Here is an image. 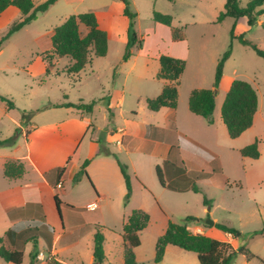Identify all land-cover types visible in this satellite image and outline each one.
<instances>
[{
	"label": "crops",
	"instance_id": "1",
	"mask_svg": "<svg viewBox=\"0 0 264 264\" xmlns=\"http://www.w3.org/2000/svg\"><path fill=\"white\" fill-rule=\"evenodd\" d=\"M249 1L246 0L245 5H242L239 0V4L245 7ZM169 2L174 5V11L170 13L173 15V21L177 20L178 28H185L188 32L192 25L198 23L209 24L213 27L208 32L202 30L200 34L204 43L203 47H209V53L211 57H214L210 65H214L215 68L225 53L226 47L213 49L215 52L212 56L209 41L216 39L222 27L229 36L234 28L236 37L243 34L245 38L248 37L257 42L264 49V13L251 27L246 16L238 19L226 17L223 21H218L220 13L225 10L227 0H173ZM259 8L264 9V5ZM175 10L178 14L180 11L188 19H180L179 15L177 17ZM22 17L24 15L14 6L8 7L0 15L5 25L9 24L13 18L21 20ZM258 32L261 33L262 40L260 41L252 36V33ZM237 40L235 38L232 41ZM175 42L173 49H170L167 54L186 61V68L181 76L182 83L188 71L192 70L189 68L192 61V44L188 43V37ZM134 48L127 61H122L118 65H108L104 70L95 68L94 57L97 56L92 53L90 62L80 72L70 73L68 68L72 64L71 59L69 58V65L66 69L59 71L57 65L64 57H56L52 51V44L48 46L44 57L48 67L45 71L51 78L60 77V72H62V75H67L69 78L80 79V74L85 72L87 67H90L92 76L97 80L104 71H110L111 78L105 84L98 83L103 90L98 97H86L80 93L72 98L67 93H63L61 98L53 100L49 96H41L40 105L27 107L29 111H36V115L22 128V133L15 144L0 146V237H4L10 229L14 230V234L4 245L23 250L21 264H95L94 236L98 230L104 232L98 228L102 225L100 222L117 219L120 215L119 218L124 227L135 209L144 210L149 214L150 221L145 229L151 225L153 216L157 215L163 219L160 235H156L153 242L151 239L153 249L147 254L142 251L144 241L141 233L145 229L139 234L140 246L134 249L136 264L151 263L155 261L157 239L164 234L169 220L172 219V213L176 209L190 207L189 193L199 195L194 189L193 179L200 185L206 182L214 184L220 180L219 175L224 172V166H226L222 147L227 149L235 147L233 151L238 150L235 156L236 164H240L242 172L236 176L239 179V183L234 182L236 188H239V191L243 190L252 179L248 166L251 168L252 161H259L262 158L263 139H257L258 145L260 144L258 159L245 157L239 151L248 145L249 139L243 145H235L233 141L246 135L261 115L259 114L260 99L257 89L249 82L258 96V108L253 125L239 137L231 138L227 134L228 130L223 120L221 122L222 116L221 119L218 116L213 118V123H210L206 118L191 112L189 109L191 91L187 97V105L184 101L181 105L179 101L176 109L163 107L158 111H151L146 102L139 106V98L143 96L133 97L128 84L129 81L138 86L137 82L142 78L141 73L144 68V65L137 60ZM108 54L109 48L104 58ZM232 54L233 49L231 56L225 62L223 76L217 89V92L223 91L225 96L232 82L237 79L236 75L229 78L226 73V67ZM47 55L52 58L50 61L46 58ZM160 56L161 54L157 58L159 59ZM191 76L194 79L201 77L202 70L194 68L189 74V77ZM165 83L164 81L161 84L162 87L157 89L158 93H162L161 88L163 90ZM152 89H156V85L152 86ZM146 97H152V95L148 93ZM93 101L96 104L90 112L64 105L66 103L86 105ZM1 102L4 105L1 107L0 118L8 117L12 122V127L0 137V140L12 136L15 128L21 125V114H13L16 107L9 108L5 102ZM223 102L224 100L216 103L214 113L216 109H222ZM54 105L60 106L55 107ZM97 114H101V121H98ZM226 135L230 137V141ZM223 143L225 146L222 145ZM101 144L112 155L101 154ZM238 155H241L240 159ZM9 161L23 163L25 172L21 177L10 178L6 175L5 166ZM85 162H87L86 174H82L80 180L75 183L74 178ZM215 162L218 163L217 167L220 170L218 172L214 167L210 168ZM119 163L126 167L131 180L132 193L128 201H126V182ZM65 165L67 166L65 172L60 174L59 168ZM157 168L160 169L163 184L159 180ZM261 171H264V167ZM163 176L168 180L167 183ZM230 180L224 177L222 181V188L225 191L232 186ZM78 190L85 193L82 203L73 194ZM55 195H58L61 200L60 212L64 219L60 222L55 214L56 209L61 219ZM92 202H96L98 207L95 210H88L86 206ZM202 203V209L206 212L207 203L205 201ZM255 203L257 205L255 204L256 207L250 213V221L255 225L253 227L259 228L264 224V217L259 214L258 205L260 204L257 201ZM211 208L213 212L214 207L211 206ZM79 209L97 211L98 215L89 217ZM100 214L102 219H99ZM189 216L196 218L191 223H187L195 234H202L230 243L236 249L239 248L235 236L216 227V224H224L219 217L213 215L214 225H208L200 215L184 214L185 219ZM122 233H118L117 238L113 240L114 244L117 242V250L114 248L110 253L106 249L108 238L103 233L105 259L102 264H125ZM86 234H89L90 240L89 246L87 244V252L84 246ZM34 242H36V247ZM1 246L2 244L0 248ZM33 253H35L34 258ZM185 253H193L194 256ZM173 254L183 260H188L186 263L177 261L173 264H200L195 252L185 251L172 245L166 247L163 259L156 263H164L168 255ZM242 257L244 264H250V258L247 255L244 254ZM0 264L13 263L6 261L0 255Z\"/></svg>",
	"mask_w": 264,
	"mask_h": 264
},
{
	"label": "rangeland",
	"instance_id": "2",
	"mask_svg": "<svg viewBox=\"0 0 264 264\" xmlns=\"http://www.w3.org/2000/svg\"><path fill=\"white\" fill-rule=\"evenodd\" d=\"M44 1L46 0H34V3L38 6ZM128 1L129 9L134 14V30L141 41V48L138 49L137 46H134V53L137 60L144 65L141 73L142 78L137 82L138 86L131 84V82L129 83V81L128 84L130 85V94H132L133 97L135 95L143 96V98H139L140 106L141 104H145L147 98L157 97L161 93H158L157 89L162 87L161 84L165 80L157 78V73L160 70V62L157 58L158 55H168L167 53H169L170 49H173V44L176 43L175 41L181 40H174L171 28L163 24L160 25V23H157L154 19L155 11L172 15L170 11H174V5L171 2L168 0ZM240 1L242 5H245L246 0ZM89 11L96 13L101 27L108 31L109 34V54L106 58L94 57L95 68L104 70L108 65H118L120 62L124 61L123 55L129 40L131 20L129 16L125 14V4L122 0H57L48 10L43 13H38L37 20L13 33L0 46V95L14 102L16 107L15 113H13L14 115L21 114L22 117V113L27 110V107H36L40 105L42 100L40 99L41 96H49L51 99L56 100L61 98L63 93H67L70 97L75 98L80 93L86 97H98L100 93L103 92L102 87L99 86L98 83L105 84L110 80V71H104L103 75L99 77V81L92 76L90 67H87L86 71L80 74V79L75 77L69 78L67 75H62V72H60V77L53 76L51 78L45 71L48 67L46 66L47 61L44 57L48 46H51L50 36L54 28L64 23L66 19L73 14ZM176 11L177 10H175V12ZM175 15L177 17L179 15V17H181L180 19L183 20L188 19L186 16L182 15L180 11L179 14L177 11ZM21 20L13 18L9 24L5 25L3 19L0 18V39ZM173 26H179L177 20L173 21ZM212 29L213 27L211 25L201 23L192 25L188 32H186L185 28L183 29L184 38L186 39L188 37V43L192 44V61L189 67L192 70L188 71L187 77L182 80V83L180 80L181 86L180 84L178 86V102L180 101L181 105L183 101L185 105H187V97L190 91L193 90L192 88H211L214 82L217 68H215L214 65H210L214 57H211L209 47H203L204 43L201 40L200 34L202 30L208 32ZM230 36L223 27L218 31L216 39L209 41L212 49V56L215 52L213 49L226 47L227 51L232 44L233 54L227 64L226 73L229 78L236 75L237 79L248 81L257 89L260 99L259 114H261L257 123L247 131L246 135L233 142L235 145H243L249 139L247 143L249 145L251 141L254 142L257 139H263L261 144L262 158L259 161H252L251 168L248 166L249 172L252 173V179L243 190L239 191V188H236L234 184V182L239 183V179L236 178V176L240 175L242 172V167H239L240 164H236L237 158L235 156H237L238 150L233 151L235 147L233 149L222 147L221 150L225 157L226 166H224V172H221L219 175L220 180L214 184L206 182L200 185L193 179L194 189L198 191L199 195L189 193L188 196L191 198L190 207H183L185 210L183 208L176 209L171 215L172 219L169 221L179 224L191 223L185 221V213L200 215L204 221L213 220V215L219 217L222 223L237 230L236 238L238 240V247L245 250L244 253L237 256L234 264H244L242 259L244 254L250 258V264H264V224L259 228H255L253 227L255 225L251 224L250 221V213L256 207V201L260 204V206L258 205L259 214L264 217V171H261V168L264 167V58L259 57L250 47L243 45L239 40L233 42ZM252 36L259 41L262 40L260 32L252 33ZM246 39L252 41L248 37H246ZM252 42L258 45L257 42ZM68 65L69 58H61L57 65V69L61 71L66 69ZM194 68L202 70V76L195 77L197 80H195L193 76L189 77V74H191ZM114 76H116V74ZM154 85H156V89L153 90L152 86ZM148 93H150L152 97H146ZM224 97L225 94L223 91L219 90L216 93V101L218 103L223 101ZM3 105L4 104L0 101V112ZM27 111L36 115V111ZM213 114L214 117L212 115V120L217 116L221 119V110L219 108L216 109ZM97 116L98 121H101V114H97ZM24 126L25 124H21L16 127L13 134L19 133V131L22 133L21 129ZM11 127L12 122L10 119L6 116H2L0 118V137L5 135L4 133H7ZM226 138L229 141L231 140L228 135H226ZM222 145L225 146L224 143ZM240 157L241 155H238L239 159ZM217 165L218 163L215 162L210 168L214 167L216 172H218L220 170ZM224 177L231 179L230 182L232 186H229L228 191L222 188ZM163 179L166 183L168 182L165 176H163ZM179 184H181V182H179ZM73 194L79 198L80 203H82L85 193L78 190L74 191ZM205 200H207L206 212L202 209V202ZM211 206L214 207L213 212H211ZM209 209L210 211H208ZM79 210L89 217H96L98 215L97 211H88L86 209ZM55 214L59 222L61 220L63 221L64 218L62 213L61 219L56 209ZM119 217L120 215H118L117 219H109L105 222H100L102 225L98 227L104 230L103 233L108 238L106 249L109 253L111 250H114V248L117 250V242L114 244L113 240L116 239L117 234L122 233L123 230L122 220ZM99 219H102V215ZM247 224L248 226L246 227ZM162 227L163 219L157 215L153 216L151 225L141 233L144 241L142 247L144 253L147 254L153 249V247H151V239L153 242L156 235H160L159 233L162 231ZM241 227L246 228L242 229ZM84 238V246L87 252V244L89 246L90 243L89 234H86ZM185 254H192L190 256H194L193 253ZM167 258L168 259H166L164 263H156V261H153L148 264H173L177 261L182 263L188 262V260H183L174 254L168 255Z\"/></svg>",
	"mask_w": 264,
	"mask_h": 264
},
{
	"label": "trees",
	"instance_id": "3",
	"mask_svg": "<svg viewBox=\"0 0 264 264\" xmlns=\"http://www.w3.org/2000/svg\"><path fill=\"white\" fill-rule=\"evenodd\" d=\"M57 0H46L36 6L34 0H0V15L10 6L16 7L24 18L15 24L8 33L0 39V46L13 33L20 30L25 25L38 19V13H43L53 5ZM173 1V0H169ZM125 4V14L129 16L131 23L129 28V40L126 45V50L123 55V60L127 61L132 54V48L137 46L141 48L139 40L134 30V14L129 9V1L122 0ZM264 5V0H250L245 7H241L239 0H227L225 10L218 17V21H223L226 17H248L249 26H254L259 16L264 13V9H260ZM154 19L157 23L166 25L171 28L172 37L174 40H184L183 28L173 26V16L160 12H154ZM231 39H238L243 45L250 47L259 57L264 58V49L249 41L243 34L240 36L234 35V28L231 30ZM52 51L56 57H68L72 64L68 68L70 73L80 72L91 59L93 53L97 57H104L108 53L109 35L108 32L101 28L98 17L95 12L89 11L69 16L64 23L54 28L51 36ZM232 53V45L223 54L218 62L215 80L211 88L193 89L189 96V109L196 115L206 118L210 123H213L212 115L216 106V93L220 81L223 76L225 62L229 59ZM46 58L50 61L48 55ZM160 70L157 73V78L165 80L162 93L154 98H147L146 103L150 110L158 111L163 107L176 109L178 106L181 76L186 68V61L181 58H175L169 55H161L159 58ZM50 66V64H49ZM0 100L5 102L9 108H14L15 104L12 100L0 95ZM95 101L90 104H73L66 103L64 105L75 107L85 111H92ZM58 107L60 105H54ZM258 108V96L255 88L247 81L234 80L230 89L226 93L221 116L223 123L227 127L228 134L231 138H237L248 130L254 122V117ZM34 113L23 111L21 124H26ZM22 132V129H21ZM19 133H14L12 136L0 140V146H12L15 144ZM241 154L245 157L258 159L260 156L258 141L245 146L241 149ZM101 154L112 155L103 144H101ZM85 164L74 178L77 183L82 174H86ZM122 174L125 178L127 194L126 201L131 196L132 186L130 176L126 171V167L119 163ZM66 165L59 168L60 174H63ZM25 172L23 163L9 161L5 166V173L10 178L21 177ZM157 174L160 182L163 184L160 169L157 168ZM57 208L60 212L61 200L58 195H55ZM207 202V200H205ZM196 220L194 217H187L186 222ZM149 214L141 209H135L128 217L126 224L123 227L124 239V260L125 264H136L134 249L141 244L140 232L143 231L149 224ZM216 227L237 236V230L224 224H216ZM14 234V230L10 229L4 237H0V255L6 261L13 264H21L23 261V250L16 247H6L4 243ZM104 234L98 230L94 236V260L95 264H102L105 259L104 251ZM36 247V242H34ZM172 245L185 251L195 252L200 264H234L237 256L244 253V249H236L230 243L223 242L202 234H195L187 223L179 224L172 221L168 222L167 228L156 243L155 261L160 262L165 254L166 247ZM253 256L252 254H250ZM35 253L32 254L34 258Z\"/></svg>",
	"mask_w": 264,
	"mask_h": 264
},
{
	"label": "built area",
	"instance_id": "4",
	"mask_svg": "<svg viewBox=\"0 0 264 264\" xmlns=\"http://www.w3.org/2000/svg\"><path fill=\"white\" fill-rule=\"evenodd\" d=\"M60 186V185H59ZM98 207L96 202H92L86 206L88 210H95Z\"/></svg>",
	"mask_w": 264,
	"mask_h": 264
},
{
	"label": "water",
	"instance_id": "5",
	"mask_svg": "<svg viewBox=\"0 0 264 264\" xmlns=\"http://www.w3.org/2000/svg\"><path fill=\"white\" fill-rule=\"evenodd\" d=\"M206 224H208V225H214V221L213 220H207L206 221Z\"/></svg>",
	"mask_w": 264,
	"mask_h": 264
}]
</instances>
